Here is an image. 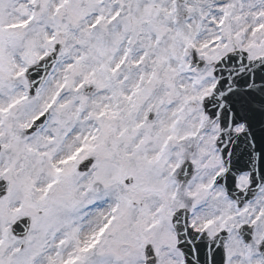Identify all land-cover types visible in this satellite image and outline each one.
Instances as JSON below:
<instances>
[{
  "label": "snow or ice",
  "instance_id": "6c2138e0",
  "mask_svg": "<svg viewBox=\"0 0 264 264\" xmlns=\"http://www.w3.org/2000/svg\"><path fill=\"white\" fill-rule=\"evenodd\" d=\"M0 264H264V0H0Z\"/></svg>",
  "mask_w": 264,
  "mask_h": 264
}]
</instances>
